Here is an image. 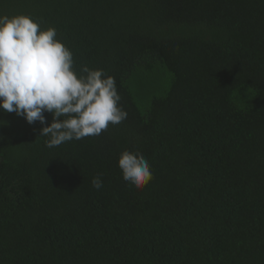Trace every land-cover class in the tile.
I'll return each mask as SVG.
<instances>
[{"label":"trees","instance_id":"trees-1","mask_svg":"<svg viewBox=\"0 0 264 264\" xmlns=\"http://www.w3.org/2000/svg\"><path fill=\"white\" fill-rule=\"evenodd\" d=\"M21 13L113 76L127 118L48 148L0 109V264H264V0H0Z\"/></svg>","mask_w":264,"mask_h":264},{"label":"clouds","instance_id":"clouds-1","mask_svg":"<svg viewBox=\"0 0 264 264\" xmlns=\"http://www.w3.org/2000/svg\"><path fill=\"white\" fill-rule=\"evenodd\" d=\"M116 80L102 69L86 65L77 73L72 51L57 38L54 26L42 28L28 14H0V109L39 121L48 148L100 135L109 123L127 118L119 102ZM45 112L52 115L47 122ZM2 139V137H0ZM123 179L143 188L153 179L148 160L140 153L123 151L118 158ZM96 189L103 187L99 175Z\"/></svg>","mask_w":264,"mask_h":264}]
</instances>
